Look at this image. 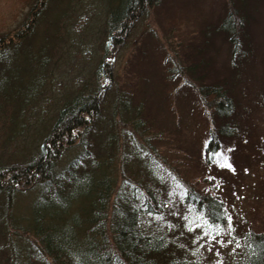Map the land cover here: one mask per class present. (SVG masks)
<instances>
[{
  "label": "rangeland",
  "instance_id": "obj_1",
  "mask_svg": "<svg viewBox=\"0 0 264 264\" xmlns=\"http://www.w3.org/2000/svg\"><path fill=\"white\" fill-rule=\"evenodd\" d=\"M119 2L0 0V37L9 42L10 35L24 28L18 37L21 45L26 44L24 36L30 37L25 50L18 47L12 57L0 56L8 62L0 68V90H8L11 96L6 107L10 110L0 118L4 122L0 166L25 163L38 154L58 111L80 91L93 93L98 85L105 89L109 85L110 103L117 93L129 92L133 103L141 104L142 118L151 129L137 137L136 146L146 151L143 155L153 156L184 178L197 180L198 185H207L226 203L228 234L207 247L211 264H226L235 251L231 244L235 231L264 232V0H244L239 12L242 30H219L233 10V0H157L136 17L124 39L115 41L117 47L107 44L106 20L108 11ZM232 35H237L235 52L229 41ZM200 48L204 50L202 66L206 67L201 71L207 73L203 74L206 83L228 81L227 88L235 98L238 130L221 142L210 162L204 160L203 148L213 129L212 110L202 101L194 80L197 74H191L190 69ZM6 51L12 55V50ZM107 52L113 56L106 59L113 66L110 84L97 73ZM104 125L101 137L107 126L110 128L109 121ZM101 140L103 137L99 139L103 153ZM116 143L106 175L118 186L125 164L122 152L137 157L141 152L136 153L122 140L116 139ZM81 150L75 141L74 148L66 150L57 164L56 173L65 170ZM63 178L54 180L50 184L54 186L15 192L9 221L5 216L6 227L0 226V248L13 235V245L23 256L29 255L27 239H36L30 217L43 209L35 201L59 189ZM61 205L53 213L57 219L67 208L63 211ZM79 209L77 203L70 205L58 225V232L78 249L84 240H98L86 224L78 223L82 219V213L77 216ZM0 217L2 222V214ZM48 225L58 227L54 219ZM2 254L0 257L6 256Z\"/></svg>",
  "mask_w": 264,
  "mask_h": 264
},
{
  "label": "trees",
  "instance_id": "obj_2",
  "mask_svg": "<svg viewBox=\"0 0 264 264\" xmlns=\"http://www.w3.org/2000/svg\"><path fill=\"white\" fill-rule=\"evenodd\" d=\"M156 4L157 0H120L117 8L108 11L107 44L117 45L115 41L130 33L136 17ZM243 5L244 0H233V10L222 21L219 30L230 27L243 29L242 13H239ZM21 30L10 35L9 42L0 37V56L3 59L12 57L18 47L25 50L24 47L29 46L27 40L30 37L22 38L26 42L24 45L19 42L18 37L24 34L25 28ZM15 40L17 44H12ZM229 41L235 52L237 35L230 36ZM6 49L12 50V55L8 56ZM110 53H105L97 68L99 76L109 84L113 79V66L108 63L112 56ZM203 54L202 48L196 51L190 69L191 74H197L193 76L198 82L202 101L212 110L213 129L208 132L203 148L204 160L210 162L220 150L221 142L232 138L238 130L235 98L227 88L228 81L219 79L206 83L204 75L207 73L201 71L206 67L202 66L205 63ZM3 59L0 58L1 69L8 63ZM107 86L105 89L100 84L95 92L88 94L80 91L71 102L62 106L41 146L42 150L30 161L0 166V214L3 217L0 226L4 228V218L6 216L9 221L16 191L54 186L50 184L64 177L59 189L54 188L47 196L42 195L35 201L43 209L35 212L34 218L30 217L36 239L26 238L29 255L20 253L13 245L11 235L7 244L0 248L1 255L6 253L0 257L1 263L211 264L208 245L228 234L226 203L207 185H198L197 180L184 178L162 161L161 164L156 162L153 156L152 159L145 157L143 147L136 146L137 137L151 130L142 118L141 104H134L129 92L117 93L110 103L106 92L110 87ZM9 94L8 90H0V118L2 113L10 110L9 107L6 111L11 99ZM106 121H109L110 128L107 126L100 141L105 148L101 153L99 139L102 137L99 134ZM1 128H4V122L0 119V132ZM136 129L140 133H135ZM116 139L122 140L129 148L133 146L136 153L141 152L139 157L122 152V163L125 164L121 168L122 180L118 186L113 185L115 182H111L109 174L106 175ZM75 141L82 150L58 175L56 166L65 151L74 148ZM59 203L63 204L61 210L67 208L57 219L53 213H57L54 210H58ZM74 203L80 206L77 216L82 213L78 223L86 224L92 236L98 235L95 236L98 240L92 237L90 243L84 240L79 249L70 238L58 232L60 220L65 218L61 217ZM53 219L58 227L48 225V221ZM231 241L235 251L226 264H264V232L251 229L235 231Z\"/></svg>",
  "mask_w": 264,
  "mask_h": 264
}]
</instances>
